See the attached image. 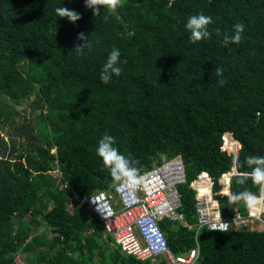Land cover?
I'll use <instances>...</instances> for the list:
<instances>
[{
	"label": "trees",
	"instance_id": "16d2710c",
	"mask_svg": "<svg viewBox=\"0 0 264 264\" xmlns=\"http://www.w3.org/2000/svg\"><path fill=\"white\" fill-rule=\"evenodd\" d=\"M0 2V264H23V255L27 264H164L124 256L87 205L72 200L114 192L95 152L105 133L140 173L182 158L180 211L189 225L198 223L190 185L203 172L224 217L248 215L243 202L229 204L224 175L235 159L231 193L259 194L250 178L237 180L251 171L247 156H264V0H120L98 17L85 0ZM62 6L82 19H60ZM196 14L212 17V35L192 44L185 24ZM240 23L241 42L226 46ZM81 32L90 37L83 55L74 51ZM113 49L122 71L103 84ZM25 104L39 110L34 122ZM161 225L176 254L198 240L197 264H264V231Z\"/></svg>",
	"mask_w": 264,
	"mask_h": 264
},
{
	"label": "built area",
	"instance_id": "2783aa9c",
	"mask_svg": "<svg viewBox=\"0 0 264 264\" xmlns=\"http://www.w3.org/2000/svg\"><path fill=\"white\" fill-rule=\"evenodd\" d=\"M140 174L144 179L133 197L126 198L116 189L112 193L96 192L84 198L75 197L78 203L87 205L98 217L105 232L112 237L124 256L164 264H197L201 253L198 240L196 247L181 254L174 253L162 229L163 221L197 229V233L204 228L217 232L255 230L253 220L263 222V215L259 212L223 217L219 201L214 198V181L208 173L203 172L190 185L196 192L198 217L196 226H190L180 211L183 204L178 187L186 183L185 165L181 157L163 158L161 164ZM231 177L229 173L224 175L229 184ZM223 193L227 194L226 191Z\"/></svg>",
	"mask_w": 264,
	"mask_h": 264
},
{
	"label": "clouds",
	"instance_id": "9594fccd",
	"mask_svg": "<svg viewBox=\"0 0 264 264\" xmlns=\"http://www.w3.org/2000/svg\"><path fill=\"white\" fill-rule=\"evenodd\" d=\"M119 4L120 0H85V6L97 17L101 15V9H103V11H115ZM54 12L60 19H67L73 25L82 19L78 12L64 6L56 7ZM212 23L213 19L211 16H206L204 14L189 16L185 24V30L190 34L191 43L197 44L198 42L210 39L212 33L209 31V26ZM244 31V24H235L232 34L224 36V44L226 46L229 44H239ZM77 39L81 41L82 44H78L74 51L83 55L85 49L90 48V37L81 32L78 34ZM120 63L121 52L119 49H113L109 53L100 72V80L103 84H108L114 76H120L122 71ZM215 74L220 78L217 83L223 87L226 83V81L222 79L224 75L223 69L216 68ZM230 137H233L232 134ZM95 152L96 156L101 158L104 169L109 172L116 191L123 193L126 198L133 197L138 187L141 186L144 178L140 174L139 169L135 166V162L119 150L115 137L108 133L103 134L98 141ZM233 164L234 167L231 173L236 172L235 159L233 160ZM246 164L251 171L242 173L237 183L244 184L246 180L250 178L253 185L260 186L259 194L251 191L231 193L228 196V202L230 205L235 202H243L247 208L253 209L261 202H264V156L249 155L246 157ZM125 202H128L127 199H125Z\"/></svg>",
	"mask_w": 264,
	"mask_h": 264
},
{
	"label": "crops",
	"instance_id": "0c3cea01",
	"mask_svg": "<svg viewBox=\"0 0 264 264\" xmlns=\"http://www.w3.org/2000/svg\"><path fill=\"white\" fill-rule=\"evenodd\" d=\"M231 138H233V137H231ZM234 139V138H233ZM235 140V139H234ZM236 141V140H235ZM241 150V149H240ZM240 150H239V152H240ZM237 171V170H236ZM238 174V173H237ZM237 174H231V176L233 177V176H236ZM232 177H231V182H232ZM231 182H230V186H228V189H229V193H227L226 195L227 196H229L230 194H231ZM227 188V187H226ZM219 205H220V202H219ZM240 207V202H238V204H237V207ZM244 207H245V209H246V211L248 212V215L250 214V212H252V213H262V219H263V222H260V221H258V220H253V228L255 229V230H259V231H262L263 230V227H264V202H261L258 206H256V207H258V208H260L259 210H258V212H255V208H253V209H249V208H247L245 205H243ZM236 207V208H237ZM220 210H221V208H220ZM221 215H222V212H221ZM223 216V215H222ZM224 217V216H223ZM176 224H174V227H176L175 226ZM190 226H192V227H194V226H196V225H190ZM192 229H194V228H192Z\"/></svg>",
	"mask_w": 264,
	"mask_h": 264
},
{
	"label": "rangeland",
	"instance_id": "374dc122",
	"mask_svg": "<svg viewBox=\"0 0 264 264\" xmlns=\"http://www.w3.org/2000/svg\"><path fill=\"white\" fill-rule=\"evenodd\" d=\"M20 109H21L22 111L27 110V109H28V108H27V104H25L24 107H20ZM27 112H30V113L27 114V116L29 115V119H30L32 122H34L36 116L38 115L39 110H36V111H34L33 113H31V111H29V110H27ZM232 149H233V151H234L235 153H236L237 150H238V148L235 149V148H233V147H232ZM56 153H57V152H56V149L52 150V154H56ZM52 175L55 176L56 178H58V177L60 176V173H59L58 171H54V172H52ZM115 198H116V196H115ZM72 200H73V201L75 200V203H77V200H76L75 197H73ZM76 208H77V206H76L74 203L71 202V204L69 205V210H70V211H74ZM42 230H44L43 227H42ZM105 237H106V234H105ZM25 258H26L25 255H23V256L21 257V259L23 260V264H27Z\"/></svg>",
	"mask_w": 264,
	"mask_h": 264
},
{
	"label": "water",
	"instance_id": "95a60500",
	"mask_svg": "<svg viewBox=\"0 0 264 264\" xmlns=\"http://www.w3.org/2000/svg\"><path fill=\"white\" fill-rule=\"evenodd\" d=\"M2 16H3V7H2V3L0 2V21L2 20ZM231 135V134H230ZM238 142V141H237ZM239 143V142H238ZM239 155V151L236 153V157H238ZM237 170V169H236ZM233 174H237V171L235 173H231Z\"/></svg>",
	"mask_w": 264,
	"mask_h": 264
},
{
	"label": "bare ground",
	"instance_id": "6f19581e",
	"mask_svg": "<svg viewBox=\"0 0 264 264\" xmlns=\"http://www.w3.org/2000/svg\"><path fill=\"white\" fill-rule=\"evenodd\" d=\"M239 151V149L237 150V152ZM236 152V153H237ZM236 153H235V155H236ZM260 208H258V207H255V212H258V210H259Z\"/></svg>",
	"mask_w": 264,
	"mask_h": 264
}]
</instances>
